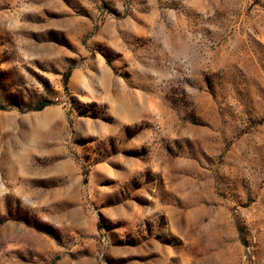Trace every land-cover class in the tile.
I'll return each mask as SVG.
<instances>
[{"label": "rangeland", "instance_id": "1", "mask_svg": "<svg viewBox=\"0 0 264 264\" xmlns=\"http://www.w3.org/2000/svg\"><path fill=\"white\" fill-rule=\"evenodd\" d=\"M0 264H264V0H0Z\"/></svg>", "mask_w": 264, "mask_h": 264}]
</instances>
